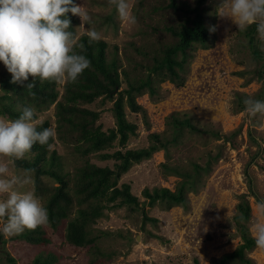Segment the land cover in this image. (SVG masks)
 <instances>
[{"label":"rangeland","instance_id":"374dc122","mask_svg":"<svg viewBox=\"0 0 264 264\" xmlns=\"http://www.w3.org/2000/svg\"><path fill=\"white\" fill-rule=\"evenodd\" d=\"M169 1L130 0L137 24L129 26L109 8L107 0H74L93 17L95 28L102 33L99 41L107 45L106 61L116 62L121 84L113 99L127 88L126 78L146 79L154 57L177 43V37L168 28L178 29L185 17L193 18L192 13L183 10L194 8L198 0H175L179 8L176 11L168 6ZM221 3L222 0H205L198 7L209 38L205 46L192 44L185 51L177 83L165 78L166 74L152 73L149 78L153 95L145 89L135 97L142 111L134 113L124 106L127 121L136 125L125 149L148 147L154 141L148 137L151 133L158 134L161 141L166 140V148L132 164L121 174L116 187L128 185L138 207L108 204L101 217L88 223L86 231L93 242L83 247L72 246L65 239L67 222L78 208L76 175L86 163L115 170V161L102 159L101 155L119 150L118 140L99 152L82 154L78 148L82 150L86 145L70 135L68 125L57 122L56 103L37 112V125L47 122L54 132L45 168L55 153L59 167L53 169L64 177L73 204L67 218L54 228L48 222L39 227L38 236L46 240L45 244H30L18 238L19 234L7 237L0 233V264H33L35 258L50 260L48 264H217L241 243L232 218L242 200H247L250 208V219L244 226L252 237L255 200L264 199V115L251 118L238 109V103L247 98L264 100V40L256 33L250 47L245 35L249 28L239 31L230 18L220 17L217 9ZM74 17L71 31L78 40L86 35L88 25L82 27L80 18ZM181 57L177 53L174 59L178 62ZM9 74L0 63V79ZM65 88V84L55 82L56 102L64 101ZM113 99L98 97L92 103L78 102L79 108L98 113L93 129L108 134L115 128ZM171 116L189 118L200 132L185 128L172 143L173 128L167 125ZM32 158L33 154L27 153L16 162L11 173L23 170L18 162H31ZM194 165L201 169L198 174H193ZM165 167L176 168L184 175L193 174L192 178ZM31 175L33 183L23 190H34L45 206L58 183L42 175L37 189L35 174ZM183 181H193L184 191V206L168 207L165 202L150 205L144 197V190L152 193L154 189L166 188L173 192ZM86 206L83 203L81 208ZM245 257L250 264H264V253L256 247L246 251ZM227 264L244 263L238 260Z\"/></svg>","mask_w":264,"mask_h":264},{"label":"trees","instance_id":"16d2710c","mask_svg":"<svg viewBox=\"0 0 264 264\" xmlns=\"http://www.w3.org/2000/svg\"><path fill=\"white\" fill-rule=\"evenodd\" d=\"M204 1L198 0L194 8H186L183 10L192 13L193 18L185 17L186 19H184L183 24L178 29L168 28L177 37V43L163 50L161 56L154 57V65L148 67L149 76L152 73H156L157 76L166 74L164 75L165 78L172 83L175 82V80L180 78L178 73L182 71L185 51L192 44H198L200 46L207 44L209 34L205 27L203 16L198 8ZM168 6L175 11L179 10L175 0H170ZM69 18L71 20L69 30L71 31L72 25L75 23V17L69 14ZM256 33V26L252 25L245 34L250 47L254 44ZM78 42L84 44L85 51L82 54L91 61V66L84 71L75 83L66 85L63 102H56L57 92L54 90L55 82L40 84L37 80L36 87L33 89L36 96L32 98L28 95L26 86L33 82V78L29 77L23 84H12L10 83L12 77L9 74L0 79V89L3 91V94L0 96V116L6 119H16L20 114V109L24 106H32L39 112L41 108L56 103L57 122L68 125L70 127V135H74V138L86 145L82 150L78 148L80 153L88 154L90 152H99L106 147H110L115 139L118 140L119 150L111 155H101L102 159H112L115 161V170L111 171L108 168H99L86 163L76 175L75 194L78 195V203L76 204L78 208L75 210L73 218L67 222L65 239L72 246L83 247L93 242V238L89 237V232L86 231L88 223H93L95 219L101 217L108 204H111V207L124 205L138 207L137 198L131 195L129 186L124 184L119 189L116 187L117 180L121 174L128 171L132 164H137L148 159L153 152L159 149L165 150L166 140L161 141L158 134L151 133L148 137L149 139H154V141L148 147L136 150L125 149L129 137L135 133L136 125L127 121L124 106L127 105L129 110L134 113L142 111L141 107L137 105L135 97L145 89L148 90L150 95H153L154 90L151 79L149 76L146 79H139L137 81L126 78L127 88L119 91L116 99H113L114 92L120 88L121 82L119 80L116 62L112 61L108 63L106 61V43L104 41H98L89 45L87 35L79 37ZM77 51H79L78 48ZM177 53L182 55L178 62L174 59ZM254 54L258 56L256 52ZM162 70L166 73H163ZM98 97L113 99L114 101L111 110L115 121V128L110 129L108 134L100 131L99 128L93 129V124L97 119L98 113L78 107V102L92 103ZM238 104V109L243 111L245 107L243 101H239ZM170 119L171 121L167 122V125L171 124L173 128L172 143L177 141V138L183 133L182 130L185 128L191 131H198V133L200 132V130H197L190 123L189 118L184 117L181 120L171 116ZM43 128H48L47 122L37 125L38 130H43ZM215 136L219 137L218 133H215ZM51 143L52 137L46 145H34L30 151L33 154L32 161H22L17 164L23 169L33 170L32 172L36 178V188L40 182L39 178L42 175H48L58 183V186L54 189L44 206L48 213V223L54 228L58 222L67 218L68 210L73 204V199L66 192L67 183L64 177L57 174L53 169L55 166L59 167V164L56 163L55 153L51 154L48 168H45L48 162L45 158ZM123 148L124 150L122 151ZM165 168L176 174L182 172L176 168ZM194 170L193 174H196V172L198 174V171L201 169L194 165ZM186 174L180 173V175H184L187 178H192L193 174ZM192 183L193 181H183L173 192L166 188H160L154 189L152 193L144 190L143 194L150 205L157 202H165L168 207L180 204L184 206V191ZM101 202L105 204L102 205ZM83 203H87V206L81 208ZM241 216L244 218L243 221L240 219ZM249 219L250 208L248 202L247 200H242L237 204L236 214L232 218L233 224L240 235L241 243L233 252L223 255L217 264H227L228 262L238 260L244 264H250L249 259L245 257V252L254 249L255 242L248 235L244 226ZM38 231L39 227L35 230H27L19 234L18 238L30 244H45L46 240L38 236ZM9 261L13 263V260L10 258ZM49 262L50 260L43 259V261H40L39 258H35L33 264H48Z\"/></svg>","mask_w":264,"mask_h":264},{"label":"clouds","instance_id":"9594fccd","mask_svg":"<svg viewBox=\"0 0 264 264\" xmlns=\"http://www.w3.org/2000/svg\"><path fill=\"white\" fill-rule=\"evenodd\" d=\"M107 3L121 21L129 26L137 24L130 0H107ZM69 14L78 16L82 27L88 25L84 29L89 45L102 39L93 17L74 0H0V63L11 74L12 84H23L33 78L26 86L32 98L36 96L33 89L37 80L40 84H73L91 66V61L82 54L84 44L69 30ZM217 14L230 18L239 31L255 25L258 37L264 40V0H222ZM243 103L249 117L264 115V100L247 98ZM38 123L37 110L32 106L22 107L16 119L0 117V233L7 237L35 230L48 222L47 209L35 191L23 190L33 183V170L11 173L16 162L34 145H46L54 135L51 128L38 130ZM254 213L256 219L250 234L256 250L264 253V199L255 200ZM240 219L243 221V216Z\"/></svg>","mask_w":264,"mask_h":264}]
</instances>
